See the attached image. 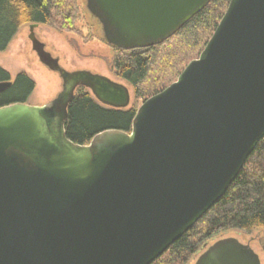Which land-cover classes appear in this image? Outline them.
<instances>
[{
  "label": "water",
  "instance_id": "water-1",
  "mask_svg": "<svg viewBox=\"0 0 264 264\" xmlns=\"http://www.w3.org/2000/svg\"><path fill=\"white\" fill-rule=\"evenodd\" d=\"M210 1L85 7L106 44L135 50L166 41ZM36 26L28 39L62 85L45 105L0 107V264H151L223 196L264 136V0H230L198 57L137 108L131 131L106 130L85 145L65 135L75 89L117 109L129 106L130 90L60 66ZM225 243L207 264H260Z\"/></svg>",
  "mask_w": 264,
  "mask_h": 264
},
{
  "label": "trees",
  "instance_id": "trees-1",
  "mask_svg": "<svg viewBox=\"0 0 264 264\" xmlns=\"http://www.w3.org/2000/svg\"><path fill=\"white\" fill-rule=\"evenodd\" d=\"M230 0H211L178 32L166 41L144 49L120 50L111 62L115 74L134 95L127 108L100 104L89 90L78 87L67 107L65 135L73 143L85 145L106 130L130 132L137 108L175 78L192 55L200 54L215 30ZM75 0H0V52L4 51L23 24H51L70 32ZM9 87L0 91V107L27 103L35 88L24 72L13 79L0 66V82ZM264 230V136L246 159L242 169L223 196L179 239L151 264H185L214 236L227 230ZM264 251V237L262 239Z\"/></svg>",
  "mask_w": 264,
  "mask_h": 264
},
{
  "label": "rangeland",
  "instance_id": "rangeland-1",
  "mask_svg": "<svg viewBox=\"0 0 264 264\" xmlns=\"http://www.w3.org/2000/svg\"><path fill=\"white\" fill-rule=\"evenodd\" d=\"M30 25L23 24L7 48L0 52V66L10 73L11 79L19 72L28 74L33 79L35 88L29 96L27 104L42 106L57 95L61 90L62 81L56 72L50 71L41 65L35 53L31 50V43L28 39ZM34 32L36 37L44 43L45 50L53 57H57L60 66L66 70L89 71L113 81L125 83L111 68L116 49L104 42L101 26L87 11L85 0H75L74 20L70 32L57 30L51 24H37ZM197 57L193 53L192 58ZM177 76L172 79V82L176 80ZM129 90L131 95L130 104H132L134 95L132 89L129 88ZM135 103L136 106H140L142 100H135ZM226 236L236 237L244 243L251 240L252 248L259 254L262 264H264V251L262 248L264 230L243 231L233 229L222 232L216 237ZM211 242L212 240H208L204 245ZM198 253L196 252L190 256L185 264H194Z\"/></svg>",
  "mask_w": 264,
  "mask_h": 264
},
{
  "label": "flooded vegetation",
  "instance_id": "flooded-vegetation-1",
  "mask_svg": "<svg viewBox=\"0 0 264 264\" xmlns=\"http://www.w3.org/2000/svg\"><path fill=\"white\" fill-rule=\"evenodd\" d=\"M40 41V40H39ZM41 42V41H40ZM43 44V50H45V45L43 42H41ZM31 50L35 53L36 57H37V54H36V50H34L32 48V45H31ZM48 52V51H46ZM51 55V54H50ZM52 58H54L52 55H51ZM38 59V57H37ZM39 61V60H38ZM41 65H43L41 63ZM44 67H46L48 70H50L47 66L43 65ZM51 71V70H50ZM216 236H214L212 239V242L210 244H207V245H204L198 252V255L194 261V264L197 262V260L200 258V257H205L206 256V259L205 261H203L201 264H207V260L210 259V257L214 256V255H217L220 253L221 250H218V249H215L216 247L214 246L216 243L218 242H222V241H226L225 243V249L223 250H232V251H235V252H242L243 255L245 256H249L250 254H254L256 255V257L258 258L259 260V263L262 264V261L260 259V256L259 254L252 248L250 242L251 240H249L248 242H242L241 240H239L238 238L236 237H233V236H226V237H219V238H215ZM238 246V247H237ZM246 247V248H244ZM203 249V250H202ZM210 252H212V256L210 254ZM213 252H214V255H213ZM208 254V255H206Z\"/></svg>",
  "mask_w": 264,
  "mask_h": 264
}]
</instances>
